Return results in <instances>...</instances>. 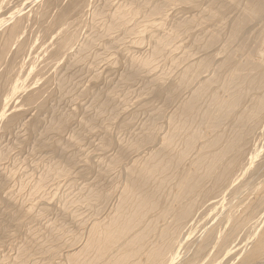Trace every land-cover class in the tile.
Wrapping results in <instances>:
<instances>
[{
    "label": "bare ground",
    "instance_id": "6f19581e",
    "mask_svg": "<svg viewBox=\"0 0 264 264\" xmlns=\"http://www.w3.org/2000/svg\"><path fill=\"white\" fill-rule=\"evenodd\" d=\"M6 1L0 0V10L5 7L3 5ZM94 1L98 4L95 5ZM61 2L62 0H43L38 3L31 21L28 18H17L18 12H11L8 18L0 15V30L13 20L0 32V135L11 134L15 128L17 132L18 127L25 132L17 143H7L3 147L0 145V239L7 234L8 227L12 224L21 228L27 221H39L52 213L57 200L60 204L58 211L64 215L60 221L47 222L44 232L34 228L32 231L27 230L25 240H22L23 243L17 248L16 256L10 264L29 263L33 255L42 256L47 261L46 264H54L52 261L58 257L55 264H171L172 260L178 258L173 259L176 257L177 246L185 241V238L182 241L181 232L196 217L198 209L218 197L220 199L229 190L226 185L243 172L250 153V156H255L254 160L257 158L251 166L252 182L232 189L233 197L222 213L223 218L218 220L223 221L226 227L223 238L217 241L218 222L208 230L204 229L192 253L179 264H191L206 256V245L210 243L217 247L218 253L226 250L230 241L253 222L258 210L264 206V180L258 181L264 168V153L258 155L257 149V138L262 135L264 137V56L259 49L260 44L264 43V0L234 2L236 16L233 18H226L227 13L232 10L228 8L231 3L225 6L221 0H69L65 7L61 6ZM169 6H177L184 12L190 11L192 16L190 14L187 18L183 16L171 20L166 13ZM86 10L89 12L90 31L80 40L69 30L68 21L71 16L85 14ZM168 19L171 20L170 23L167 22ZM30 27H37L44 36L59 32L49 50V60L52 63L65 59V67L63 73L61 71L56 78L48 79L41 88L28 92L25 82L30 71L26 73L24 66L27 65L26 58L34 45L29 38L32 34L28 36ZM127 39L137 49L149 46V51H143L144 54L138 51L139 56L135 51L136 56L126 55L125 72L121 75L122 84H134L141 75L148 78H142L144 81L140 79L144 82L141 93L145 96L142 94L143 98L132 104L135 105L133 113L128 111L134 108L130 106L127 110L130 115L124 118L120 116L125 109L121 108L122 111L118 112L122 114L119 115L116 110L118 107L113 105L114 91H106V100H101L104 94L98 92V89L82 87L80 91H75L76 82L72 78L76 69L78 71L91 64L97 65L103 59L100 56L102 52L99 53L100 49L96 50L97 47H103V51L107 52L111 49L118 51L120 48L114 49L113 46ZM70 48L74 49L72 54L69 53ZM66 50L69 53L67 56L64 54ZM110 55L109 58L112 57ZM217 57L222 59L215 62ZM34 58L30 65H33ZM159 60L163 62L162 70L157 67ZM116 61L117 59L113 60L114 63ZM95 70L90 72L92 75L89 81L97 84L101 75ZM61 93L65 96L67 94L66 97L69 96L72 102L88 97L95 99L91 104L95 109L94 116L86 118L85 115L83 119L77 120L74 112H60L50 106L48 98ZM171 103L175 104V108L169 106L168 109L172 108L173 111L165 117L163 110ZM47 113L50 116L44 123L40 120V115ZM140 115L146 116L144 123L138 129L131 130L128 138H114L111 135L113 127L118 131L128 132ZM105 121L109 123L106 124ZM73 123L79 131L69 135L68 142L79 150L82 139L87 136L85 134L99 129L103 134L100 139L103 155H99L100 158L94 164L90 163L92 158L88 160L89 157H85V171L79 170L76 174V178L81 180L85 172L88 169L91 171L96 165L98 170L94 176V185L90 179L91 184H81L83 186L80 188L78 184L75 193H63V197H59L57 191L60 185L62 187L66 182L69 188H73L78 183L77 180L72 182V170L77 157L70 156L73 152H63L66 142L59 139ZM252 135L254 137L249 139ZM17 136L19 137L18 134ZM31 139L35 142L34 154L29 152L32 157L36 158L44 150L54 152L45 161L32 162V168L29 172L26 170V175L22 178L18 173L20 168L16 167L18 163L21 166L30 162L23 161V164L16 160L18 157L13 158L11 155L14 154L13 149H22ZM55 149L60 150L58 155H55ZM110 151H113L111 156L108 155ZM78 159L80 160L79 157ZM5 162H10V165L4 167ZM247 193L252 197L250 202L244 206H236V201ZM113 197H116L114 207L98 217L107 209ZM23 199L28 203L31 201L30 204H24ZM35 199L39 202L34 203ZM79 210H84L93 217H88L92 221L88 226L85 225V229L84 224L87 223L80 218ZM75 212L78 214L74 215ZM66 219L68 223L72 221L77 226L74 229L68 228ZM80 227L83 234L82 231L78 232ZM15 230L13 233H16ZM78 243L81 246L75 248ZM263 262L264 229L255 238L240 264ZM31 264H34L33 260Z\"/></svg>",
    "mask_w": 264,
    "mask_h": 264
},
{
    "label": "rangeland",
    "instance_id": "374dc122",
    "mask_svg": "<svg viewBox=\"0 0 264 264\" xmlns=\"http://www.w3.org/2000/svg\"><path fill=\"white\" fill-rule=\"evenodd\" d=\"M43 1V0H42ZM41 0H28V2H27V0H7L5 3H4V5H3V7L4 8H1V10H0V15H2L1 17L2 18H8V14H10L11 12H18V13H16V14H18V16H17V18H28L30 21L33 19L32 17H33V15H34V12L33 11H35L36 10V8H37V6L39 5L38 3H41L42 2ZM98 1V0H97ZM224 0H221V2L223 3V5H225V6H228V5H230L229 3H231V5L230 6H228V8L230 7L232 10L231 11H229L230 12V14H228L227 13V17L226 18H233L234 16H236V14L234 13V12H236L235 11V8H234V2H239V1H241V0H230V2H229V0L227 1V0H225V1H227V2H223ZM232 1V2H231ZM234 1V2H233ZM32 2V3H31ZM68 2H69V0H62V2H61V6L62 7H65V6H67L68 5ZM34 3V4H33ZM95 5H96V3L98 4V2H96V1H94L93 2ZM228 3V4H227ZM28 4H30V5H28ZM101 4V3H100ZM22 5V6H21ZM36 6V7H35ZM233 8H232V7ZM27 7V8H26ZM173 7H175V9L177 8L178 9V12L173 8ZM169 6L167 9H166V13L167 14H169L168 16V18L169 19H171V20H175V19H179V18H181V17H183V16H185L186 18L187 17H190V14H191V12L190 11H186L185 10V12H187V13H185L184 12V10H182V8H179V7H177V6ZM34 8V9H33ZM170 8V9H169ZM173 10H172V9ZM23 9V10H22ZM169 9V10H168ZM180 9V10H179ZM167 11H169V13L167 12ZM170 11H172V12H170ZM181 11H183L184 13H182ZM24 12V13H23ZM32 12V13H31ZM177 12V13H176ZM234 14H233V13ZM21 13V14H20ZM29 13L31 14V15H29ZM171 13H172V16H171ZM173 13H174V16H173ZM175 13H176V15H175ZM87 14V15H86ZM180 14H182V15H180ZM189 14V16H187V15ZM232 14H233V16H232ZM20 15V16H19ZM86 15V16H85ZM89 12H87V10L85 11V14H83V15H78V16H75V17H73V16H71L70 17V19H69V21H68V24H70V29L69 30H71V32L73 33H75V36L78 38V39H82L83 40V37H86L87 36V34L89 33V25H90V20H88L89 19ZM231 15V16H230ZM191 16H192V14H191ZM229 16V17H228ZM84 17V18H83ZM175 17V18H174ZM80 18V19H79ZM173 18V19H172ZM82 19V20H81ZM167 20V22H169L170 23V21L171 20ZM71 20H73V21H71ZM89 21V22H87V21ZM71 21V22H70ZM13 22V20H11V22L10 23H7L5 26L7 27V25L9 26L11 23ZM79 23H80V25H79ZM86 24V26H85V24ZM89 23V24H88ZM85 26V29L83 28ZM6 27H3V28H6ZM2 28V29H3ZM33 28V29H32ZM76 30H75V29ZM1 29V30H2ZM32 29V30H31ZM1 30H0V32H1ZM37 30V31H36ZM82 31H84V32H82ZM86 31V32H85ZM88 31V32H87ZM77 32V33H76ZM86 33V34H85ZM33 36H32V35ZM54 34V35H53ZM56 34V35H55ZM58 34H59V32L57 31V32H55V33H50V34H48V35H46V36H44L40 31H39V29L37 28V27H30V31L28 32V36H30L29 38H30V40H32V42H33V48H32V51L29 53V55H28V57L26 58V61H27V65L26 66H24V69H25V72L26 73H29V71H30V73L28 74L29 76V78L27 77V80H26V82H25V86L26 87H28V92H30V91H32V90H34V89H36V88H41L43 85H44V82L46 81V80H48V79H52L53 77H57L58 75H60L61 74V71H62V73H63V71H64V67H65V59H63V60H58V62L57 61H54V62H52L51 63V61L49 60V50H50V48H52V46H53V44H54V42H55V40L57 39V37H58ZM37 35H38V37H37ZM85 35V36H84ZM79 36V37H78ZM37 37V38H36ZM34 39H36V40H34ZM78 39H76V40H78ZM38 40V41H37ZM80 40H78V41H80ZM128 40V39H127ZM127 40H125V41H123V42H121V43H118V44H120V45H118V44H116L115 46H113V48L114 49H116V48H120V49H118V51L117 50H113V49H111L110 50V52L112 53L111 55H110V52L108 51H103V47H97V49L96 50H99V53L100 52H102V53H100L101 55V57L103 58V59H105V60H101L97 65H90V66H86L84 69L83 68H79L78 69V71H77V69L74 71V73H73V71H72V73L73 74H75V76H77L79 73V77L77 76L76 78H75V76L72 78L73 80V82H76L75 83V85L77 84V86L75 87V85H74V88H76L75 89V91H80L81 90V88L82 89H84V88H94V89H98L97 91L98 92H101V93H103L102 95V97H101V100H106V91L108 92L109 90H112V91H114L113 92V96H114V103H113V105H115V107L117 106L118 108H116V110H117V112L122 108L123 110H124V112L122 111V110H120V112L122 111V113H124V114H122V113H120V112H118V114L120 115V114H122L120 117H128L129 115H130V113H133V111L135 110V105H132V104H135V102H136V100L137 101H139V99L140 98H143V96H145L143 93H141L142 92V89L141 88H144V82H142V80L143 79H147L148 77L147 76H145L144 78H143V76L144 75H141L142 77L140 78V79H142V80H140V79H138V82L136 81L134 84L132 83V84H130V85H124V84H122V82H121V75L123 76V72H125L124 70V64H125V57H127V56H130L131 57V55L132 56H139L140 54H144L143 53V51L145 52H147V51H149V46L147 47V45H145V46H142V47H140V48H138L137 49V47H136V49H134L135 47H133L134 45L133 44H131L130 42H129V40H128V42L130 43V45H129V43H127L126 41ZM81 42V41H80ZM127 43V44H126ZM259 44L260 43H258V46H259ZM128 45V46H127ZM41 46V47H40ZM123 48H122V47ZM132 46V47H131ZM260 46H261V48L259 47V49L261 50V54H263V56H264V43H262V44H260ZM42 48V49H41ZM130 48H131V50H130ZM142 48V49H141ZM145 48V50H143ZM70 50V54H72L73 53V51H74V49L73 48H70L69 49ZM112 50H113V52H112ZM128 51L129 52V54H128V52L126 53H123L122 51ZM130 50V51H129ZM46 51V52H45ZM68 50H66L65 51V53L64 54H66L65 56H67V55H69V53H66ZM137 53L138 51H139V53L140 54H136L135 52ZM142 51V52H141ZM106 52V53H105ZM116 52H117V55H116ZM119 52H122V53H119ZM38 54V55H37ZM107 54V55H106ZM110 55V57L111 58H109L108 56ZM114 54V55H113ZM136 54V55H135ZM31 55H33V56H31ZM45 55V56H44ZM116 55V56H115ZM120 55H123V56H120ZM125 55V56H124ZM127 55V56H126ZM36 56V58H34ZM113 56L115 57V58H113ZM119 58V61H118V58ZM34 58V60H33V62L34 63H32L33 65H30V61L32 60ZM216 58V57H215ZM220 59H218V57H217V59H215V62H219L221 59H222V57H219ZM39 59H41V60H39ZM111 61H109V60ZM112 59V60H111ZM117 59V61L114 63L113 62V60H116ZM102 61H103V63H102ZM121 61V62H120ZM158 63H159V65H158V63H157V67L158 68H163V62L161 63V60H159V61H157ZM101 63V64H100ZM117 63H119V64H117ZM47 64H48V66H47ZM100 64V65H99ZM112 65V67H111V65ZM114 64H116V66L114 65ZM120 64H121V68H120ZM30 65V66H29ZM59 65V66H58ZM99 65V66H98ZM97 66V67H96ZM119 66V67H118ZM44 67V68H43ZM92 67V69L90 70V68ZM106 67V68H105ZM111 67V68H110ZM114 67V68H113ZM117 68V70H115L116 68ZM35 68V69H34ZM46 68V69H45ZM61 68V69H60ZM108 68H110L109 69V71H108ZM119 68V69H118ZM29 69V70H28ZM42 70V72H41V70ZM96 69V70H95ZM44 70V71H43ZM58 70V71H57ZM92 70H95L96 72H98L100 75H101V80H99L100 82H97V84H94V83H91V82H93V81H89V79H90V76L92 75V73H90V72H92ZM101 70V71H100ZM106 70V71H105ZM122 70V71H121ZM162 70V69H161ZM79 71H81V72H79ZM84 71V72H83ZM85 71H87V73L89 74H87V73H85ZM89 71V72H88ZM100 71V72H99ZM111 71H112V73H111ZM114 71L116 72V73H114ZM77 72H79V73H77ZM119 72V73H118ZM121 72V73H120ZM54 73H56V74H54ZM77 73V74H76ZM81 73H82V75H81ZM110 73H111V75H110ZM46 75V77H45V75ZM84 74V75H83ZM103 74V75H102ZM116 75V76H115ZM102 76H104V77H102ZM82 77L84 78V79H82ZM108 77H109V79H108ZM43 78V79H42ZM111 78V79H110ZM75 79H77L76 81H75ZM114 79V80H113ZM83 80V81H82ZM111 80H113L112 82H111ZM107 81V82H106ZM115 81V82H114ZM144 81V80H143ZM80 82V83H79ZM84 82V83H83ZM87 82V83H86ZM146 82V81H145ZM115 83H116V85H115ZM120 85H119V84ZM137 83V84H136ZM138 83H140V84H138ZM143 83V84H142ZM94 84V85H93ZM106 84H108V85H106ZM102 85V86H101ZM106 85V86H105ZM113 85V86H112ZM124 85V86H123ZM139 85V86H138ZM30 86V87H29ZM95 86V87H94ZM108 86V87H107ZM137 86V87H136ZM102 87V88H101ZM105 87V88H104ZM118 87V88H117ZM121 87V88H120ZM128 87V88H127ZM130 87V88H129ZM78 88V89H77ZM100 88V89H99ZM109 88V89H108ZM115 88V89H114ZM120 88V89H119ZM135 88H137V89H135ZM119 89V90H118ZM131 89V90H130ZM140 89V90H139ZM103 90V91H102ZM53 90H51V92H52ZM133 91V92H132ZM139 91H140V93H139ZM25 91H22V93H24ZM132 92V93H131ZM124 93V94H123ZM129 93V94H128ZM139 93V94H138ZM59 94V93H58ZM58 94H54V95H52V98L50 99V98H48V102H49V100H50V102L48 103L50 106H53V107H55L57 110H59L60 112H66V113H69V112H74L75 113V115L77 116L76 117V119L77 120H81V119H83L84 117H85V115H87L86 116V118L87 117H89V115H90V117L93 115L94 116V114H95V109H94V107H91L92 105L91 104H93V100H95V99H93L92 97H88L87 99H85V100H79L78 102H72V100H70L71 98L68 96V97H66L67 96V94H66V96H65V94H63L65 97H63V95H62V93L60 94V95H58ZM118 96H117V95ZM142 94H143V96H142ZM117 97H116V96ZM124 95H126V96H124ZM140 95V96H139ZM112 96V97H113ZM121 96V97H120ZM139 96V97H138ZM54 97H57V98H54ZM130 97V98H129ZM137 97H138V99H137ZM59 98H61V99H63V100H61V99H59ZM65 98V99H64ZM70 98V99H69ZM120 98V99H119ZM125 98V99H124ZM127 98H129V99H127ZM134 98V99H133ZM131 99V100H130ZM55 100V101H54ZM58 100V101H57ZM69 100V101H68ZM123 100H125V101H123ZM82 101V102H81ZM118 101V102H117ZM120 101V102H119ZM123 101V102H122ZM132 101V102H131ZM52 102V103H51ZM53 102L55 103V104H53ZM59 102V103H58ZM66 102V103H65ZM88 102V103H87ZM126 103V105H124L125 103ZM77 103H78V106H77ZM131 103V104H130ZM63 104V105H62ZM76 104V105H75ZM129 104V105H128ZM55 105H57V107L55 106ZM87 105V106H86ZM122 105V106H121ZM75 106V107H74ZM80 106V107H79ZM121 106V107H120ZM130 106H132V107H134L133 109H130L131 107ZM171 107L172 106V108L174 109L175 108V104H169L167 107H165L164 108V110H163V114H166V116L165 117H167V115L168 114H170L171 113V111H173V109L171 110L170 108L168 109V107ZM60 107V108H59ZM63 107V108H62ZM71 107V108H70ZM76 107H77V109H76ZM82 107V108H81ZM84 107V108H83ZM89 107V109H87ZM91 107V108H90ZM50 108H52V107H50ZM79 108V109H78ZM85 108L87 109V110H85ZM61 109V110H60ZM66 109V110H65ZM69 109V110H68ZM82 109V111L84 112H82V111H80ZM128 109H130V110H128ZM72 110V111H71ZM78 112H77V111ZM92 110V111H91ZM130 112H128V111ZM87 111V112H86ZM125 111H127V113L125 114ZM166 111V112H165ZM168 111V112H167ZM35 113V112H34ZM92 113V114H91ZM34 115H36V113L34 114ZM41 116V118H40V120L41 121H47L48 119H49V116H50V113H47V114H44V115H40ZM143 116V115H142ZM141 115L136 119V122H134L135 124L132 126L133 128H131L128 132L126 131L125 132V130H123V132H121L120 130L118 131V129L115 127H113V131H114V129H115V131H114V133H113V131H112V128H111V130H110V132H111V135L114 137V138H128L129 136H130V134H129V132L132 130H136V129H138L139 128V126L142 124V122L144 123V121L143 120H145V118H146V116L144 115L143 117H142ZM142 117V118H141ZM44 118H46V119H44ZM78 118H80V119H78ZM140 118V119H139ZM44 119V120H43ZM163 119H161L160 121H162ZM45 121V122H46ZM138 121H140V122H138ZM44 122V123H45ZM163 122V121H162ZM103 123V122H102ZM101 123V126L103 125V124H108L109 123V121H105V123H103L102 124ZM139 123V124H138ZM106 124L104 125V126H106ZM115 126V125H114ZM72 127V128H71ZM71 127H69V129L66 131V132H64V134H62L61 135V137L59 138V137H57V138H59V139H61L62 140V142H66L65 143V148H64V150H63V152L65 151V152H67L68 151V153L67 154H69V153H71V152H73V155L71 154L70 156H73V157H77L76 159H77V161H76V164L74 165V167H73V173H72V177H74V180H72V182H75L76 180H77V184H75L76 186H74L73 188H69V186H68V184L65 182V184H63L64 182H61L63 185H62V187H61V185H60V187H59V189H58V193H57V195L59 196H61L62 195V197H63V193H64V195L65 194H73V193H75V191H76V189L78 188V184H79V188L80 187H82L81 186V184H84V183H92L93 182V180L95 181V178H94V176H96L95 175V173L97 174V170H98V168H96L97 166L96 165H94V169H95V171H94V169H92L91 171H89V169H88V171H86L85 172V175H84V178H81V180L78 178H76L77 176H76V174H77V172H79V170H83V171H85V165L86 164H84V162H85V159L87 158L88 159V157H89V159L88 160H90L91 158V161L92 162H90V163H96V161H97V159L98 158H100V156L101 155H103V153L101 154V152H103V151H101V149H100V139L103 137V134H102V132H101V130H99V129H95L96 130V132L95 131H93L92 133H89V134H85V135H89L88 137L87 136H85V138L84 139H82V145H81V147H80V149L79 150H76L73 146H72V144H70L69 142H68V140L70 139V136H72L73 134H75V133H77V131H79V130H77V125L75 124V123H73L72 125H71ZM76 128V129H75ZM19 129V130H18ZM15 131H13L11 134H3L4 135V137H3V135L1 134L0 136H2V137H0V140H1V142H0V145H2V147L3 146H7V143H8V145L9 144H13V143H17L19 140H20V137L22 138V137H24V129L23 128H21V130H20V128L18 127L17 128V132H16V128L14 129ZM76 130V131H75ZM23 132V133H21V132ZM132 131L130 132V133H132ZM14 132H15V134H14ZM18 132H20V133H18ZM74 132V133H73ZM101 132V133H100ZM125 132V133H124ZM1 133V132H0ZM99 133V134H98ZM116 133V134H115ZM17 134L19 135V137L17 136ZM114 134V135H113ZM119 134V135H118ZM7 135V136H6ZM13 135V136H12ZM21 135H23V136H21ZM70 135V136H69ZM96 135V136H95ZM123 135V136H122ZM125 135V136H124ZM8 136H10V137H8ZM11 136H12V138H11ZM15 137V138H14ZM17 137V138H16ZM90 137V138H89ZM254 137V135H252V136H249L248 138L249 139H252ZM4 138V139H3ZM15 139H17V140H15ZM64 139V140H63ZM67 139V140H66ZM14 140V141H13ZM34 140V139H33ZM33 140L31 139V141L27 144L28 145V147H27V145L26 146H24V147H21L22 149H18V147L17 148H15V149H13L12 151H13V153H12V151H11V153L13 154V155H11V156H13V158H17L16 160H18V162H22L23 163V161H28L27 163H29V164H26V162H25V164L24 165H21V166H19L20 164L18 163V167H16V168H20L19 169V171H18V173H19V175H20V177H22L23 178V176H25L26 174H25V172H26V170L29 172V169L30 168H32V165H30V164H34V163H32V162H41V161H45V159H47V158H50V156H48V155H51L52 154V152H54V150H51V153L49 152V151H47V150H44V151H40V153H38V155H36V158H35V156L34 157H32V153L34 154V150L35 149H33L35 146V142H33ZM66 140V141H65ZM12 141V142H11ZM257 141H258V143H257V149L259 150H257L259 153H258V155L259 154H262V153H264V137H263V135L262 136H259L258 138H257ZM11 142V143H10ZM69 144H68V143ZM99 142V143H98ZM262 142V143H261ZM6 144V145H5ZM68 144V145H67ZM88 144V145H87ZM91 144V145H90ZM16 145V144H15ZM86 145H87V147H86ZM17 146V145H16ZM19 146V145H18ZM31 146H32V149H31ZM73 147L72 149H71V147ZM98 146V147H97ZM26 147V148H25ZM67 147H70L69 149L67 148ZM91 147V148H90ZM260 147H262V148H260ZM96 148V149H95ZM261 149V150H260ZM33 150V151H32ZM93 150V151H92ZM20 151H22V152H20ZM46 151V152H45ZM70 151V152H69ZM29 152H32L31 154L29 153ZM49 152V153H48ZM112 152V153H111ZM29 153V154H28ZM56 153H57V155L60 153V150H57L56 151V149H55V155H56ZM78 153V154H77ZM25 154H26V156H25ZM54 154V153H53ZM79 154H81V155H79ZM113 154V151H110V152H108V155L109 156H111ZM17 155V156H16ZM24 155V156H23ZM29 155V156H28ZM30 155H31V157H30ZM44 155V156H43ZM91 155L93 156V157H91ZM100 155V156H99ZM107 155V156H108ZM251 154L249 153L248 154V163H246V165H245V169L243 170V172L238 176V178H236V179H234L233 181H232V183H234L233 185H232V183H229V184H227L226 186L228 187V189L229 190H227L226 191V193L224 194V195H222V196H224V197H220V199H219V197L218 198H216L214 201H212L211 203H208V204H206V205H204V207L201 209H198L197 211V215H196V217L194 218V219H192V222L186 227V228H184V233L183 232H181V235H182V241L184 240V238H185V241H181L183 244H179L178 246H177V248H179V250L176 248V257H173V259H175V258H177V259H175V260H172V262H171V264H179V263H181L183 260H185V259H187V257L192 253V250L195 248V246H196V243L199 241V239H200V237L203 235V233H204V231L205 230H208L211 226H213V225H215V223H217L218 222V225H219V228H218V232H217V235H216V238L218 239L217 241H220L222 238H223V236H224V234H225V232H226V227L224 226L225 224H224V222L223 221H218V220H220V219H222L223 218V216H222V213H223V211L227 208V205H228V202L232 199V197L233 196H231L232 195V189L234 188V187H236V186H240V185H244V183H247V184H250V182H252V180L250 179V173H251V166L257 161V158H255V160H254V158L253 157H255V156H250ZM96 157V159H95V157ZM251 158H250V157ZM40 157V158H39ZM47 157V158H46ZM78 157L80 158V160L78 159ZM86 157V158H85ZM44 158V159H43ZM85 158V159H84ZM250 159H251V161H250ZM22 160V161H21ZM34 160V161H33ZM84 160V161H83ZM96 160V161H95ZM94 161V162H93ZM252 161H254V162H252ZM250 162H252V163H250ZM79 164V165H78ZM3 165H5L4 167H8V165H10V162H5V163H3ZM27 165V166H26ZM30 165V166H29ZM81 165V166H80ZM26 166V167H25ZM29 166V167H28ZM247 166H248V168H247ZM23 167V168H22ZM28 167V168H27ZM26 168V169H25ZM24 170V171H23ZM89 172H91V173H89ZM92 172H94V173H92ZM93 174L92 176L90 175L89 176V174ZM241 176V177H240ZM264 168H263V171L260 173V176H259V178H258V181L259 182H262L263 180H264ZM86 177H88L89 179H87ZM90 179H92V182L90 181ZM238 179V180H237ZM79 180V181H78ZM83 182V183H82ZM93 185H94V182L92 183ZM229 185V186H228ZM231 185V186H230ZM66 186H68V188L66 187ZM65 187H66V190H65ZM226 187V188H227ZM64 188V189H63ZM76 188V189H75ZM48 189V188H47ZM50 189H52V188H50ZM48 190L49 192H51V190ZM63 189V190H62ZM71 189H73L72 191H71ZM13 190H14V188H13ZM62 190V191H61ZM47 191V190H46ZM47 191V192H48ZM66 191V192H65ZM68 191V192H67ZM71 191V192H70ZM74 191V192H73ZM62 194H61V193ZM224 193V192H223ZM57 196V197H58ZM59 196V197H60ZM226 196V197H225ZM230 196V197H229ZM58 197V198H59ZM27 198H28V196H27ZM222 198H224V199H222ZM251 196H250V193H247V194H245V195H243L240 199H238L237 201H236V206H244V205H246L247 203H249L250 202V200H251ZM20 199H22V198H20ZM24 201H25V199H23ZM22 200V201H23ZM37 199H35V201H34V203H36V202H39L38 200L36 201ZM115 200H116V197H113V200H111V202H112V204H111V202H110V204L107 206V209H104L103 211H102V213L103 214H101L100 216H98V217H102L103 215H104V213L105 212H107L111 207H114V205H115ZM221 200V201H220ZM248 200V201H247ZM23 201V202H24ZM31 202V201H30ZM30 202L28 203V201L26 202L25 201V203L24 204H30ZM33 202V201H32ZM244 202V203H243ZM54 205H56L55 207H54ZM53 205V210L54 211H52V213L50 212L49 214H47V215H45L44 217H42L39 221L38 220H36L35 222H33V221H30V222H32V223H30L29 221H27L21 228H20V226H17L16 224H15V226L12 224L10 227H8V232H6L7 234L5 235V236H3L1 239H0V241H2V242H0L1 244H0V264H3V263H5V264H10L12 261H13V259L15 258V256H16V250H17V248L20 246V244H22L23 242H22V240L24 241L25 239V234H26V231L28 230H33V228H34V230H36V231H43V230H45V228H44V226L46 225V226H48V224L49 223H52V221L53 222H56V221H60L62 218L61 217H64V215H62L61 214V211H58V209H59V205L60 204H58V200H57V202L55 203ZM58 205V206H57ZM216 205V206H215ZM109 207V208H108ZM0 208H2L1 206H0ZM55 208V209H54ZM74 210V209H73ZM73 210H71V211H73ZM214 210V211H213ZM0 211H1V209H0ZM80 211V212H79ZM79 211H77V212H79V214H80V218H83L84 219V223L86 222L87 224H84V229L86 228V226H88V224L92 221V220H90V218L92 219L93 217H91V216H89L88 214L89 213H85V211L84 210H79ZM56 212V213H55ZM59 212V213H58ZM74 212V211H73ZM77 212H75L74 213V215H77L78 213ZM263 212V213H262ZM58 213V214H57ZM77 213V214H76ZM84 213V214H83ZM263 215H262V214ZM60 214V215H59ZM86 214V215H85ZM262 216H261V215ZM82 215H84V216H82ZM91 215V214H90ZM209 215V216H208ZM48 216V217H47ZM260 216V217H259ZM1 217V216H0ZM56 217V218H55ZM88 217H90V218H88ZM206 217V218H205ZM215 217H216V219H215ZM59 218V219H58ZM61 218V219H60ZM88 218V219H87ZM86 219V220H85ZM205 219V220H204ZM215 219V220H214ZM1 220V219H0ZM56 220V221H55ZM90 220V221H89ZM212 220H213V222H212ZM67 223V227L68 228H70L71 229V227L74 229L77 225H76V223L75 222H72V221H69V223H68V220L66 219L65 220ZM88 221V222H87ZM263 221H264V206L263 207H261V209H259L258 210V212H257V215H256V217L254 218V220H253V222L250 224V225H248L245 229H243V230H241L240 232H239V234H238V236L236 237V238H234L233 240H231L230 241V243H229V245L226 247V250H223L222 252H220V253H218L217 252V247L215 246V245H213L212 243H210V244H207L206 245V249H205V253L204 254H206V256L204 255L202 258H200V260H197V261H195V262H193L194 264H201L202 262V264H240V262H241V260L243 259V257H244V255H245V253L247 252V250L253 245V243H254V240H255V238H257L259 235H260V232L264 229V223H263ZM47 222H48V224H47ZM72 222V223H71ZM210 222V223H209ZM262 223V224H261ZM209 224V225H208ZM26 225V226H25ZM86 225V226H85ZM205 225V226H204ZM207 225V226H206ZM252 225V226H251ZM260 225H262L261 227H260ZM13 226V227H12ZM70 226V227H69ZM222 226H224V227H222ZM15 227V228H14ZM17 227V228H16ZM18 227H19V229H18ZM23 227H25V228H23ZM196 227V228H195ZM206 227V228H205ZM13 228V229H12ZM203 228V229H202ZM257 228H258V230H257ZM16 229V230H15ZM38 229V230H37ZM40 229V230H39ZM193 229V230H192ZM200 229H202L201 230V232H200ZM205 229V230H204ZM262 229V230H261ZM13 230H15V232L16 233H13L14 231ZM25 230V231H24ZM78 232H81L82 230H81V227L80 228H78ZM252 230V231H251ZM256 230L258 231V232H256ZM85 231V230H84ZM44 232V231H43ZM189 232V233H188ZM200 232V233H199ZM203 232V233H202ZM222 232V233H221ZM183 233V234H182ZM202 233V234H201ZM221 233V234H220ZM249 233V234H248ZM12 234H14V235H12ZM82 234H83V231H82ZM18 235V237H15V236H17ZM199 235H200V237H199ZM9 236H11V237H9ZM186 236H189L188 238L186 237ZM254 238H253V237ZM16 239H15V238ZM199 237V238H198ZM249 237V238H248ZM252 237V238H251ZM4 238H5V240H4ZM18 238V239H17ZM187 239V240H186ZM198 239V240H197ZM247 239V240H246ZM250 239V240H249ZM195 240H196V242H195ZM247 241V243H246V241ZM236 241V242H235ZM249 241V242H248ZM252 241V242H251ZM235 242V244H233ZM251 242V244H249ZM5 245H4V244ZM242 243H244V244H242ZM3 244V245H2ZM19 244V245H18ZM79 244V245H78ZM78 244H76L75 246H77V247H75V248H79L80 246H81V243H78ZM230 244H233L232 246L230 245ZM249 244V245H248ZM3 247H2V246ZM73 247V248H74ZM244 247V248H243ZM230 248V249H229ZM228 249V250H227ZM232 249V250H231ZM242 249H243V253H242ZM245 250V251H244ZM178 251V252H177ZM230 251V252H229ZM232 251V252H231ZM210 253L209 255L207 254V253ZM178 253V254H177ZM228 255H227V254ZM225 254H226V256H225ZM208 255V256H207ZM240 255V256H239ZM33 256H34V259H32L33 258ZM33 256H31V258H30V260H29V263H25V264H31V261L33 260V263L34 264H46L47 263V261H45V259L44 258H42V256H39V255H33ZM36 257V258H35ZM208 257V258H207ZM216 257V258H215ZM39 258V259H38ZM205 258V259H204ZM215 260H214V259ZM237 258V259H236ZM2 259V260H1ZM35 260V261H34ZM57 260H59V257L57 258ZM57 260L55 259V260H53L52 261V263H56L57 262ZM44 261V262H43ZM202 261V262H201ZM2 262V263H1ZM209 262V263H208ZM218 262V263H217ZM193 263H191V264H193ZM263 264H264V262H263Z\"/></svg>",
    "mask_w": 264,
    "mask_h": 264
}]
</instances>
